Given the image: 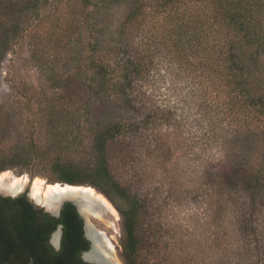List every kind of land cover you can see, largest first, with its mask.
Wrapping results in <instances>:
<instances>
[{"label": "trees", "instance_id": "1", "mask_svg": "<svg viewBox=\"0 0 264 264\" xmlns=\"http://www.w3.org/2000/svg\"><path fill=\"white\" fill-rule=\"evenodd\" d=\"M67 1L0 0V64L24 31V17ZM76 1L84 14L81 30L90 37L83 39L82 68L56 82L65 91L40 123L44 137L32 129L27 143L0 149V173L41 159L50 184L93 188L120 215L124 264H148L155 245L169 238L161 224L164 205L189 201L167 171L178 155L173 145L184 142L182 121L157 100L161 68L170 60L173 76L205 77L211 96L195 107L203 115L194 125L205 136L202 119L207 122V136L214 135L226 164L205 171L206 186L186 194L200 207L210 201L242 242L256 244L252 256L264 264V0H102L108 7L128 4L114 45L104 44L100 21H88L97 9L93 0ZM136 27L140 43H130L123 36ZM107 103L119 104L118 115L94 119L93 109ZM241 126L260 139L258 161L236 144ZM45 139L57 141L37 150ZM58 225L62 240L55 250L49 238ZM82 247L87 243L73 205L65 204L56 219L24 196L0 198V264H86Z\"/></svg>", "mask_w": 264, "mask_h": 264}, {"label": "rangeland", "instance_id": "2", "mask_svg": "<svg viewBox=\"0 0 264 264\" xmlns=\"http://www.w3.org/2000/svg\"><path fill=\"white\" fill-rule=\"evenodd\" d=\"M100 1L102 0H93L97 9L91 8L95 12L94 15L93 11L91 12L93 16H89L88 21H100L98 29L104 44L114 45L120 39V35L115 31L124 20L128 4L121 1L108 7L109 4L105 3L106 6H103L99 4ZM64 5L66 7L58 10L49 5L38 14L24 17V24L21 25L24 31L18 33L17 39L0 64L1 150L27 143L28 132L32 129L40 137L47 134V131L40 129V123L48 120L51 107L60 104L57 102L65 91L64 87L56 85V82L59 84L68 74L71 75L75 70L79 72L82 68L80 60L83 39H90L81 30L80 24L84 14L76 0L64 2ZM134 29L123 37L128 41L132 38L130 43H140L137 36L138 27ZM172 65L174 64L170 60L162 65L163 80H159L157 100L164 107L175 108L182 121L179 134L184 136V142H176V145H173L178 155L169 164L167 171L170 173L169 180L177 183L176 188H180L189 201L182 205H179L178 200L167 201L164 205L166 212L161 224L164 225L165 235L169 238L166 242L161 241L155 245L148 264H258L259 259L252 256L254 254L251 250L256 244L242 242L234 226L227 222L229 219L225 218L224 214L219 215L210 201L201 207L193 200L190 201L191 195L197 193L199 186V189L204 188L203 185L206 186L202 178L204 172L219 167L224 170L226 164L222 151L213 142L214 135L207 136V122L202 119V133H205V136H202L199 127L194 125L203 115V108L195 107H201L202 102L208 101L211 96L209 92L206 94L205 77L200 76L189 81L184 74L173 76ZM118 113V103H107L93 109L92 117L96 120H108ZM235 137H238L236 144L241 152L243 151L249 159L258 161L262 157L260 139L252 136L246 127L241 126ZM56 141L57 139L42 140L37 150L52 149L51 146ZM41 161L35 160L25 167L9 169L0 175L24 178L28 181V186L18 193V196L31 197V185L35 181L50 184L48 168ZM188 191L192 192L191 195L186 194ZM104 199L112 206L106 198ZM112 208L115 210L113 206ZM88 217L90 223L104 233L101 234L105 245L112 247L115 260L124 264L120 246L122 231L119 213L117 212V221L108 213L102 220H97L91 215ZM112 256H109L108 260L116 262Z\"/></svg>", "mask_w": 264, "mask_h": 264}, {"label": "bare ground", "instance_id": "3", "mask_svg": "<svg viewBox=\"0 0 264 264\" xmlns=\"http://www.w3.org/2000/svg\"><path fill=\"white\" fill-rule=\"evenodd\" d=\"M28 186V181H25L24 178H13L6 174L0 175V193L9 194V195H16L22 191H24ZM55 193H58L59 195L63 196L67 199H76L78 198L82 193H85L86 197L84 198V201L88 198L90 200H98L100 207L96 208L98 209V212L92 210V217H94L97 220L104 219L105 214H110L115 221H117V212L112 208V206L103 198V196L97 194L96 191L93 189H83V188H77V187H69L65 186L62 187V185L55 184V185H47L43 184L42 181H35L31 185V197L32 199L40 204L44 205L47 208L54 207L55 202L57 198H54ZM84 195V194H82ZM88 205H86L84 208H87ZM82 209V208H81ZM97 231L95 232L92 230L91 226L87 225V236L92 240L93 242V248L90 253L86 255V259L92 260V261H100L102 262L104 257L107 259L109 256H112V247L109 245L108 248L104 244V242H100V239L98 238V234L96 235ZM102 235V234H101ZM103 236V235H102ZM112 258H114L112 256ZM115 260V258H114ZM105 264H119L117 260L116 262H111L109 260H104Z\"/></svg>", "mask_w": 264, "mask_h": 264}, {"label": "water", "instance_id": "4", "mask_svg": "<svg viewBox=\"0 0 264 264\" xmlns=\"http://www.w3.org/2000/svg\"><path fill=\"white\" fill-rule=\"evenodd\" d=\"M46 185H51V184H46ZM52 185H55V184H52ZM59 185H62V187L69 186V187H77V188H83V189H88V188L93 189L89 186H71V185H67V184H59ZM94 191H96V190H94ZM82 194H84V195H82ZM82 194L76 199H67V198H64L63 196L59 195L58 193H55V195H53V196H55L54 198H57V200L55 202L54 207H51V208H47L44 205H40V204L36 203L33 199H31L30 195H28L27 198L36 208L42 209L45 213L49 214L51 217L56 218V219H58L60 217V212H61V209L63 208V206L65 204L69 203L75 207L78 215L84 221L86 230H87V225H89V226H91L92 230L95 231L94 226L90 223L88 215H92V213H94V212H92L93 209L98 212V209H96V208L97 207L99 208L100 204H99L98 200H96V199L90 200L88 198V200L86 199V201H84V198L86 195H85V193H82ZM18 195L19 194L9 195V194L0 193V197L16 198ZM86 197H89V196H86ZM86 205H88V207L84 208ZM97 234L99 236L98 238L100 239V241L104 242V240L101 237V233L97 232L96 235ZM61 237H62V226L58 225L56 230L52 233L51 238H50V242L55 249H59ZM91 251L92 250L83 254V259L85 261L93 263V264H105L104 260H106V261L108 260L106 257L103 258L104 260L102 262L92 261V260L86 259V255L88 253H90ZM29 264H32V263H29Z\"/></svg>", "mask_w": 264, "mask_h": 264}, {"label": "flooded vegetation", "instance_id": "5", "mask_svg": "<svg viewBox=\"0 0 264 264\" xmlns=\"http://www.w3.org/2000/svg\"><path fill=\"white\" fill-rule=\"evenodd\" d=\"M21 196H24V197H26L27 198V196H25V195H21ZM18 197H20V196H18ZM0 198H10V197H0ZM17 198V197H16ZM11 199H14V198H11ZM28 199V198H27ZM29 200V199H28ZM77 212V211H76ZM77 215H78V213H77ZM78 217L80 218V220H81V222H82V237H83V239L86 241V243H87V249H84L83 247V249L80 251V253H79V259L82 261V263H86V264H93V263H90V262H87V261H85L84 259H83V254L84 253H86V252H89L90 250H92V248H93V242H92V240L87 236V230H86V228H85V224H84V221L82 220V218L78 215ZM94 229H95V231H99V230H97L95 227H94ZM100 233H102L103 235H104V233L103 232H101V231H99ZM101 237H102V235H101ZM105 237V236H104ZM50 238H51V236H50ZM50 238H49V243H50V245L52 246V244H51V242H50ZM102 239L104 240V238L102 237ZM106 239V238H105ZM61 240H62V237H61ZM101 242V241H100ZM102 243V242H101ZM105 243V242H104ZM60 245H61V241H60ZM53 247V246H52ZM54 248V247H53ZM59 248H60V246H59ZM55 249V248H54ZM55 250H57V249H55Z\"/></svg>", "mask_w": 264, "mask_h": 264}]
</instances>
